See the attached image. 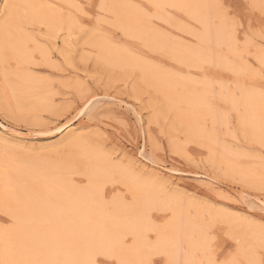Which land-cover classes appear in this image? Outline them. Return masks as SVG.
<instances>
[{"label": "rangeland", "instance_id": "rangeland-1", "mask_svg": "<svg viewBox=\"0 0 264 264\" xmlns=\"http://www.w3.org/2000/svg\"><path fill=\"white\" fill-rule=\"evenodd\" d=\"M44 1L51 9L59 8L65 17L70 16L76 26L69 31L63 28L52 38L46 26L26 25L31 40L27 49L34 60L31 56V64L23 65L21 72L43 82L32 95L6 96L0 71V151H7L18 159H42L51 164L76 161L65 176L75 186L87 187L88 170L77 161L82 158H76L77 150L69 144L71 139L84 140L92 151H102L108 156L112 165L129 170L128 175L134 173L131 178L144 181L156 176L165 182L166 189L160 192L162 199L173 197L192 219L196 218L197 212L201 213L202 222L211 225L215 236L214 251L223 253L217 259L220 264L225 261L261 264L264 261L263 242L254 237L255 233L264 232V143L240 124L245 110L233 108L221 89L224 86L239 97L237 85L241 83L264 93V0H236L233 14L245 17L242 29H236L231 20L221 17L217 8L219 0H209L216 12L212 25L218 27L219 21L225 22L228 33L237 38L235 49L239 56L231 59L240 63L237 64L239 67L242 64L241 69L247 67L244 71L260 74L256 77L253 73L254 79L250 75L252 72L249 77L243 74L239 78L229 67L215 60L192 65L175 56L169 47H156L143 37L127 35L116 24L115 14L112 17V12L102 8L103 0ZM112 1L115 5L123 2L138 7L149 17V27L159 29L174 43L195 49L201 47L195 36L204 27L185 12L166 6L158 13L146 0ZM249 4L255 6L248 7ZM100 40L180 79L210 82L212 93L214 91L210 107L215 114L223 115V122L215 123L208 118L200 126V132L191 134L187 124L167 107L164 94L144 83L137 70L120 69L101 60V50L96 46ZM39 46L49 50V64L41 61ZM218 52L230 57L224 47ZM7 68L11 65H5L3 70ZM40 92L47 95V106L37 104ZM5 131L12 132L16 138L4 136ZM197 132L202 133L203 138L200 134L197 136L201 138H197ZM210 137L217 143H210ZM219 153L234 163V170L230 171L228 165L218 162ZM169 168L179 173H168ZM241 171H246L247 175H242ZM111 186L118 190L108 199L122 194L124 186L119 180L105 188ZM126 202L131 203L130 200ZM168 212L152 211L155 219L160 217L158 226L170 219ZM215 213L223 217L213 222ZM164 215L166 220L161 218ZM11 224L7 212L0 208V227L7 228ZM149 235L151 242H155V233L149 232ZM243 236H248L250 242H243L245 245L239 242ZM250 254L253 259H248ZM198 260L206 264L202 257ZM150 262L168 264L169 260L166 255L155 253L150 256Z\"/></svg>", "mask_w": 264, "mask_h": 264}, {"label": "bare ground", "instance_id": "bare-ground-1", "mask_svg": "<svg viewBox=\"0 0 264 264\" xmlns=\"http://www.w3.org/2000/svg\"><path fill=\"white\" fill-rule=\"evenodd\" d=\"M146 1L158 13L168 6L185 12V15L201 24L204 30L195 36L201 42V47L195 49L174 43L159 32V29L149 27V17L138 7L122 4L123 2L115 5L112 0H103L102 8L112 12V17L115 14L116 24L126 34L143 37L156 47H169L175 56L192 65L215 60L218 64L229 67L239 78L243 74H248L249 77L255 72L244 71L247 67L243 65L241 69L242 64L239 67L240 63L231 59L239 56L235 49L237 38L228 33L225 22L219 21L218 27L212 25L216 12L209 0ZM58 9H51L44 0H0V71L2 70V81L5 84L3 92L6 96L32 95L42 85L41 79L21 72L22 66L31 64L33 57L27 49L31 40L26 33V25H44L52 38L63 28L69 31L75 27L74 20L70 16L65 17L62 10ZM106 10L102 11L107 13ZM111 45L102 40L96 43L101 50V60L120 69L137 70L144 83L164 94L167 107L187 124L188 132H200V126L208 118L215 123L223 122V115L215 114L210 107V99L214 93L210 82L197 83L180 79ZM223 47L230 57L218 52ZM38 50L41 61L49 64V50L41 46ZM8 64L11 68L3 70ZM255 73L254 76H260ZM251 77L254 79L253 75ZM12 78L15 79L11 80ZM223 89L224 98L233 108L241 107L245 110V115L239 119L240 124L264 143V93L241 83L237 85L239 97L231 90L228 92L229 89L224 86L221 90ZM38 94L37 104L47 106L49 99H46L45 92ZM212 124L214 125L213 122ZM4 136L16 138L12 132L5 131ZM211 142L217 143L210 137ZM69 144L77 150L76 158H82L77 161L88 170L87 187L75 186L65 176L76 161L64 160L51 164L47 160V163L42 162V159H18L7 151H0V208L12 220L9 227H0V264H90L94 253L101 249L113 253L117 264H151L150 256L155 253L166 255L168 264H201L198 260L200 257L206 264H215L222 257L223 253L218 250H205L204 239L211 225L202 222L201 213L197 212L196 218L192 219L176 199H162L160 192L166 189L165 182L156 176L144 181L138 177L131 178L130 175L134 173L128 175L129 170L112 165L108 156L102 151H92L84 140L71 139ZM219 155L218 162L228 165L230 171L234 170V163H230L224 154ZM177 172L173 168L168 169V173ZM241 174L247 175V172L241 171ZM118 180L124 186L122 194L108 199L118 188L111 186L106 189V185ZM127 200L131 203H127ZM155 209L169 211L170 219L167 221V216L164 215L161 218L166 222L158 226L160 217L157 220L151 214ZM218 214L212 215L213 222L223 217ZM149 232L155 233V242H151ZM247 237L243 236L238 240L245 245ZM254 239L261 240L264 246L263 231L255 233ZM249 258L253 259V256L250 254Z\"/></svg>", "mask_w": 264, "mask_h": 264}, {"label": "snow or ice", "instance_id": "snow-or-ice-1", "mask_svg": "<svg viewBox=\"0 0 264 264\" xmlns=\"http://www.w3.org/2000/svg\"><path fill=\"white\" fill-rule=\"evenodd\" d=\"M235 2L236 0H219V3L217 4V8L225 18L232 21L236 29H242L245 26L244 24L245 17L240 15L239 13L235 15L233 14ZM254 6H255L254 4L248 5V7H254ZM262 12H264V8H262ZM262 34H264V32H262ZM215 244H216L215 236L213 234L211 226H209L204 239L205 250L214 251ZM90 264H117V258L113 253L101 249L94 253L93 258L90 261ZM216 264H220V262L217 261ZM224 264H236V262L225 261ZM262 264H264V261H262Z\"/></svg>", "mask_w": 264, "mask_h": 264}]
</instances>
